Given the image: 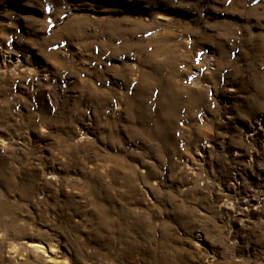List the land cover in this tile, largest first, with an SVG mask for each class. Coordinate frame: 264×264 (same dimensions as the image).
I'll return each mask as SVG.
<instances>
[{
    "label": "rangeland",
    "instance_id": "obj_1",
    "mask_svg": "<svg viewBox=\"0 0 264 264\" xmlns=\"http://www.w3.org/2000/svg\"><path fill=\"white\" fill-rule=\"evenodd\" d=\"M0 264H264V0H0Z\"/></svg>",
    "mask_w": 264,
    "mask_h": 264
}]
</instances>
